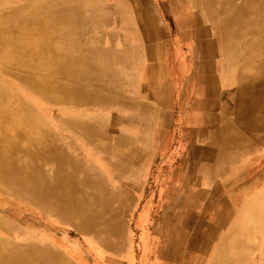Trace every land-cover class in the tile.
I'll use <instances>...</instances> for the list:
<instances>
[{
    "label": "bare ground",
    "instance_id": "obj_1",
    "mask_svg": "<svg viewBox=\"0 0 264 264\" xmlns=\"http://www.w3.org/2000/svg\"><path fill=\"white\" fill-rule=\"evenodd\" d=\"M23 1L11 10L10 24L6 26L7 31L11 29L13 40L0 41V47L11 49L9 60L12 61L3 72L4 81L1 79L0 85L6 86L7 81L12 85L10 91L16 94L17 88L29 96L35 92L34 101L44 106L53 101L62 102L71 106L72 111L64 110L66 115L70 114L68 117L57 114L51 117L50 122L60 131L50 132L40 119L45 129L41 136L34 138L28 128L13 129L15 122L22 121L21 117L32 116L31 108L14 95L11 107L17 112L10 115L13 122L7 127L10 134L0 133V181L26 204L67 223L89 242L99 245L107 264H122L115 258L126 255L130 242L123 217L130 208L125 200L134 202L135 190L148 161L146 150H153L157 120L165 114L158 106H164L170 97L177 100L182 95L186 102L194 101L191 106L184 102L183 110L189 125L194 127L192 134L204 137L208 130L207 143L212 147L199 151L198 157L207 161L197 163L206 177L223 178L232 171L231 163L237 152L250 147L251 142L256 145L261 141L256 134L264 131V0H171L172 6L185 11L171 20L176 29L174 36L189 40L186 46L191 59L186 53H182V59L180 49H174V53L170 50L164 59L166 44L164 47L160 21L150 0H129L130 8L124 10L126 21L118 18L117 33L108 32L107 38L116 37L121 41L122 47L116 50L118 54L114 46L105 48L88 41L97 0ZM42 19L46 24L43 32L50 30L54 39L61 41L52 48L54 52L49 50L51 43L47 41L40 46L44 47L43 51L29 44L33 34L26 32L38 27ZM86 23H89L87 27ZM19 26L25 34L20 39ZM42 53L51 55V61H44ZM117 61L124 75L122 82L117 76L119 69L115 68ZM35 68L49 69L57 79L36 75ZM169 69L178 81L175 87L172 84L173 89L170 81L165 80ZM91 82H98V87L95 85L90 88L91 92L86 91L89 88L83 85ZM187 82L192 87L182 93ZM221 86L232 88L225 93ZM222 96L228 97L227 102L218 101ZM205 102L211 106L204 105ZM81 104V113L73 111L79 110ZM115 108L117 113L112 115L111 109ZM231 108L233 113L228 115ZM105 112L108 116L102 121ZM61 130L68 132L64 134ZM63 142L68 148L62 147ZM82 144L83 149L78 147ZM215 146L219 148V157L213 162L211 154ZM45 166L49 168L46 171ZM185 180L177 186L178 190H185V196H175L171 201L168 196L164 207L166 210L169 206H181L186 212L185 218L193 215L190 229L183 235L179 223L169 236H166L167 227L164 234L159 227V236H155L166 264L170 261L171 264H205L203 253L207 240L201 217L206 205L203 195L207 191L216 192L211 206L221 212L216 209L213 212V226L219 220L224 229L216 247L212 248L209 264H240L242 260L232 255L245 247L252 234L260 235L264 242L263 184L247 193L239 203L232 202L234 210L228 200L233 194L232 185L206 190L195 181ZM221 191L223 196L219 195ZM50 220L46 219L49 223ZM22 221L30 223L25 217ZM168 221L170 213L167 212L162 223L167 226ZM135 222L141 227L138 244L145 253L141 259L144 263L150 254L147 233L140 217ZM0 228L3 229L0 264H75L68 262L43 236L36 239L28 226L22 229L14 222H3Z\"/></svg>",
    "mask_w": 264,
    "mask_h": 264
},
{
    "label": "rangeland",
    "instance_id": "obj_2",
    "mask_svg": "<svg viewBox=\"0 0 264 264\" xmlns=\"http://www.w3.org/2000/svg\"><path fill=\"white\" fill-rule=\"evenodd\" d=\"M31 3H35L36 0H28ZM46 1V0H41ZM60 1V0H59ZM154 8L156 9V19L160 21V32L162 35V40L164 43V47L166 44V49L164 53V59L167 53H170V50L172 53H174V49L181 51V58L182 56L187 55L188 59H191L190 52L187 49L186 43L189 41L184 40L182 38H176L174 36V33L176 32V29L174 28V24L172 23L174 17H178L179 14L183 13L185 14V11L183 9H180L176 6H172L174 4L171 0H150ZM128 0H97V6H94L95 10V17L93 22L86 23V27L89 25V34L91 35V38L88 39L89 42H97V45H102L105 48H110L114 46V50L120 49L122 47L121 41L119 38H107L108 32L110 30L112 34L117 33L118 28V18H121L122 22L126 21V15L124 10H126V7H128ZM25 3L23 0H0V41L1 40H13V36L10 31H7L6 26L10 24V13L13 8H15L19 4ZM28 3V2H27ZM122 4L123 6H120ZM126 4V5H124ZM130 7H128L129 10ZM168 11V12H167ZM115 13V14H114ZM87 14V13H86ZM85 14V15H86ZM114 14V15H113ZM117 14V15H116ZM106 16V17H105ZM44 21L39 20V26L33 27L26 32V34L32 33L33 36L31 39H29V44L31 43L33 48H37L40 51H43L44 47H40L45 41L48 43H51L50 51L54 52L52 48H55L57 44H61L60 40L54 39L53 32L50 30L43 32L45 25L41 22ZM100 21V22H98ZM120 21V20H119ZM177 21H180L178 18ZM162 22V23H161ZM180 24V22H178ZM27 26V25H26ZM11 27V26H10ZM20 26L18 27L19 31V39L20 37H23L25 34L23 33L24 30H19ZM8 32V33H7ZM22 33V34H21ZM21 34V35H20ZM96 39V41L94 40ZM27 41V40H26ZM176 41L175 44H173ZM187 41V42H186ZM28 45V44H27ZM173 45V46H172ZM174 45H177V47H174ZM101 46V47H102ZM41 48V49H40ZM10 48L7 46L0 47V82L1 79L4 81L3 72L10 67L12 64V61L9 60L10 56ZM119 52V51H118ZM182 53L184 55H182ZM116 54H118L116 52ZM116 54H110V56L114 57ZM189 56V57H188ZM178 57V60L181 61V58ZM42 59L46 62L51 61V55H47V53H42L41 56ZM171 62V59H170ZM115 68L118 70L119 74H117L118 79L120 78L121 82L123 81L124 75L120 72V61L116 62ZM20 69H23V67H20ZM39 69V70H38ZM38 70V71H37ZM36 71V75H42L47 79L54 80L57 79L54 77L55 73H52L53 71L49 69H41V68H35L33 72ZM44 71V72H43ZM42 72V73H40ZM65 77H60L62 79ZM170 81L171 85L174 83L177 84L178 81L174 79L171 70L169 69V73L166 76V79ZM6 86H3V84L0 85V133H3V131L6 133V131L10 134V129H7L8 126H12L13 122L10 121V115L11 112H17L15 109L12 110L11 107V101L12 98L15 97L14 95H17L18 98L24 103L27 104L31 108L32 116L27 117H21L22 121H18V123L15 122V125L13 127L15 130H23L25 131V128H28L31 130V135H33L34 138L39 137L43 134L44 129L41 126L40 119H42V122L47 124V130L50 132L59 130L58 127H54L53 123H51V117H54L55 114H57L59 117L64 116L68 117L69 115H66L64 113V110L67 109V111L70 113L72 111L71 106L65 105L62 102H51L52 104H44L38 103L34 101V98L32 96L37 97L34 93H30L32 96L25 95V93L22 91V89L17 88V94L14 92V90L10 91L12 85L11 83H8ZM165 82V81H164ZM63 83H68L67 81H64ZM98 82H91V83H85L83 85L84 87H87L89 89H85L86 91H90V88H93L95 85L98 87ZM220 83V82H219ZM10 85V86H9ZM15 85V84H14ZM68 85V84H64ZM76 85V84H75ZM183 86V84L180 83V88L184 87V90L182 93H186L188 89L192 87L190 82H187ZM232 87H226L221 86L222 91L225 93L227 90H230ZM173 89V85H172ZM174 93V91L172 92ZM105 94V93H104ZM193 95V93L191 94ZM190 95V96H191ZM184 95L180 97L181 100H183ZM185 97V96H184ZM177 99V100H180ZM167 100V99H166ZM173 100L172 97H170V101ZM153 101V99H152ZM34 103V104H33ZM169 102L164 104V106H158L165 114L157 120L158 126L161 127L163 123L167 121L166 119V112L165 109H168ZM47 106V108H46ZM83 105L81 104L79 107V110L73 109V111H77L78 113H81V109ZM93 108H89V110H92ZM117 109H111L112 115L117 113ZM110 110V109H109ZM76 112V113H77ZM89 113V112H88ZM3 114H5L3 116ZM17 114V113H16ZM84 115V114H83ZM105 116L102 121H105L108 114L105 112ZM41 117V118H40ZM84 117V116H81ZM50 118V119H49ZM15 120V119H14ZM110 120L113 121V118ZM56 123V122H55ZM57 124V123H56ZM165 127V126H164ZM55 128V129H54ZM18 131V133L20 132ZM60 131V130H59ZM64 134H66L67 130H61ZM67 131V132H66ZM159 131L155 129V133L153 134V149L156 147V142L162 139L163 134L158 133ZM164 138L167 141L170 140V133L164 134ZM164 140V141H165ZM61 144H64L63 148H68L66 143L63 142ZM79 148L83 149L82 146H79ZM68 150V149H67ZM157 155L152 154L150 157V161L148 165L152 166H144V177H142V181H140V185L137 186V190H135V197L134 202L130 200H125L126 205L129 206L130 212H127L125 214V223L127 228V234H129V250L128 255H121V259H127V261H130L132 259L133 264H151V261L154 258V253L152 255H147V257L144 259L146 262L142 263L141 259L142 256H145V253H142L141 249L139 248V234H140V226L136 224V219L138 220L139 215H142L143 217V223L148 224V228L144 225V229H147V237L146 242H148L151 246L154 243H151L152 240H155V237H152V232L149 231L150 222L153 221V218L155 217L157 208L161 207V204H164V199L162 197V190L164 189L163 186L165 185L164 182H158L163 179V174L166 175V167H161L159 165L160 157L158 159ZM165 161V160H164ZM164 161H161L160 163L162 166L165 165L163 163ZM164 164V165H163ZM148 166V167H147ZM45 171L48 170L47 166L44 167ZM180 185V183L178 184ZM137 191V192H136ZM0 226L3 222L6 223H16L18 226H20L22 229L25 228V226L30 227V230L34 233L36 239H41L43 236L46 241L52 242L56 248L61 252V254L64 256V258L68 262H74L75 264H106V260L103 258V254L101 253L102 250H100L99 245L95 244L94 242H89L88 239H86L85 235L82 233L76 231L73 227H70L67 223L59 222L54 216H50L46 212L36 209L35 207L26 204L23 199L17 197L15 194L11 193L9 190H7L6 186L3 182L0 181ZM3 195V196H2ZM11 198H10V197ZM134 196V195H133ZM17 198V199H16ZM240 199L239 201H241ZM204 202V199H203ZM150 208V210H149ZM4 211V212H3ZM150 212V213H149ZM6 214V215H5ZM26 218L28 222L26 223L22 221V218ZM46 219H51L50 223L46 221ZM147 222V223H146ZM50 229H48V227ZM139 228V229H138ZM137 229V230H136ZM3 229L0 228V234ZM50 230V231H49ZM224 231V230H223ZM77 232V233H76ZM243 233L247 234L245 231ZM55 241V242H54ZM247 241V240H246ZM263 238L260 235L252 234L250 237V240L247 241V244L243 248L237 249L235 255H232L236 258V260L240 259V264H264L262 261L264 260V248H263ZM150 246V247H151ZM63 247V248H62ZM225 251L227 247H224ZM150 251V249H149ZM211 256L207 257V262L205 264H209V259ZM134 258V259H133ZM144 258V257H143ZM61 264V262H60ZM64 264V263H63Z\"/></svg>",
    "mask_w": 264,
    "mask_h": 264
},
{
    "label": "crops",
    "instance_id": "obj_3",
    "mask_svg": "<svg viewBox=\"0 0 264 264\" xmlns=\"http://www.w3.org/2000/svg\"><path fill=\"white\" fill-rule=\"evenodd\" d=\"M128 4H129V2H128ZM182 99L183 100L173 99L171 101H170V98L168 99V101H167V102H169L168 109L164 110L166 112L165 116H166L167 121L165 123H163L161 127L156 125V130L159 131L158 133H162L163 137L161 140L156 142V147L153 150H151V152H149V149L146 150L150 154V155L149 154L147 155L148 161H147L146 165L149 164L150 157L152 154L157 155L158 158L160 157V162L165 160L163 162V163H165V165L163 164L164 166H162V164L160 162H159V165L161 167H166V175L163 174L162 175L163 179L161 181H158V182H164V184H165L163 186L164 189L161 191L162 197L164 199V204L167 202L168 196H170V201L173 200L174 198L176 199L175 196L180 197V198H183L185 196V190L184 189H183L184 191L178 190L177 186L179 183H181L182 181L185 180V179L183 180L184 177L185 178L188 177L189 179L186 178V180H188L189 183H192L195 181V184H201L200 186L203 187L204 189L206 188V190H211L212 187H216L217 185L221 186V188L223 185H225V186L227 184L232 185L230 188L233 191V194L229 197L228 200H229L230 206H232V208H233L234 207L233 203H235V202L239 203L240 202L239 200L242 198H245L247 193L254 192V190L256 188H258L259 186H261V184L264 185V131L258 132L256 134L259 136V138L261 140L259 143L254 145V142H251L250 147H246L244 149H241V152L236 153L235 159L231 163L233 166V169L231 172H229V174H227L228 173L227 172V173H225L223 178L217 177L218 179L217 178L214 179V177L213 178L212 177H206V174L202 173L199 170V167H197V166L199 163H204L203 161H207V160H203L202 158L198 157L199 151L202 149L208 148V147L211 150V147H212L211 144L207 143L206 133L208 130L204 132V137L202 134L199 136H198V134L197 135L192 134V130L194 127L189 125L190 124V123H188L189 118L187 117V113L185 112L186 110H183V108L185 107V103H189V106H191L192 104L194 105V101L193 102L192 101L186 102L185 97H183ZM227 99H228V97L222 96V97H220V100H218V101L227 102L226 101ZM191 102H192V104L190 105ZM176 105H178V107ZM204 105L211 106V103L205 102ZM232 113H233V111L231 108L228 115H232ZM201 115H204V114H201ZM209 118H211V117H209ZM203 122H204V120H203ZM166 133L167 134L170 133V140L169 139L167 141L165 140L164 134H166ZM191 139L193 142H191ZM249 139H250V141L252 140V138H249ZM195 148H197V149H195ZM218 149L215 146L214 154H211L212 158H213V162L216 159L218 160V158H217V157H219ZM195 151L197 152L196 154H195ZM187 153H188V155H187ZM158 158H156V159H158ZM197 161H199V162H197ZM184 162H185V164H184ZM153 163H154V161L152 162L151 165H148V166L153 167ZM184 167H185V169H184ZM191 167H192V169H191ZM142 169H143V166H142ZM186 169H187V171H186ZM183 172H187V173L183 174ZM143 175H144V173L142 174V176ZM190 175H191V177H190ZM142 176H141V178H142ZM222 192L223 191H221L219 195L223 196ZM215 194H216V192H213V191L208 192L207 191L203 195V199H204V202H206V205H204V208L202 211L203 213H202V217H201V220H202L201 226H202L204 238L207 240L205 242V245H204V246H206V251H204V253H203V262H207L206 257L212 255V253L214 251V250H212V248L216 247L218 240H220L222 237L221 233L224 230L221 223L219 222V220L216 223L217 227L216 226L214 227L213 223H212L213 212L215 211L216 208L211 206V202H212L211 200L214 198ZM164 204L162 205V207H159L156 209V211H158V212L156 213L155 217L153 218V221L150 222L149 231L152 232V234H153L152 237L159 236V234L157 233V230L160 232V228H161V233L164 234V229H166V227H167L166 236H169V234H171L173 232L174 226H176L179 223H181L180 227L181 226L182 227L180 229L183 232V235L186 234V231L189 230L191 227V223L193 221V215L192 216L190 215V217L185 218L186 212H184L183 207L180 206L178 208L177 206H173V207L169 206L165 210ZM149 210H150V208H149ZM234 210H235V207H234ZM216 211H219V209H216ZM167 212L170 213V222L171 223L168 221L169 225L166 224L167 226H165L162 222L164 221V218L166 217ZM142 215H139L141 222H142V225H143V227L145 225L148 228V224L143 223ZM181 215H183V217H181ZM139 230H141V229H139ZM143 230L147 232V229L143 228ZM214 230H216L215 234H213ZM156 241L154 242V240H152L151 243H155V244H152V246L148 242H146L147 243L146 244L147 249H148V247L151 246L150 247V254H148V255H152L154 253V255H153L154 258L151 261V264H166L165 261L162 259L161 254L159 253V250H158L159 249L158 238H156ZM127 248L129 249V246ZM128 253H129V250L126 251V256L128 255ZM122 255H125V254H122ZM115 259H118L120 261V263L122 262V264H133L132 260H130L131 262L127 261V259L122 260L121 257H118ZM141 261L143 263V260H141ZM171 263L172 262L170 261V264Z\"/></svg>",
    "mask_w": 264,
    "mask_h": 264
}]
</instances>
